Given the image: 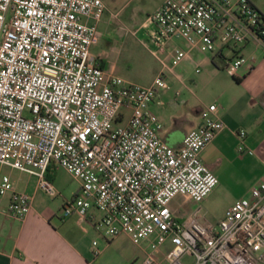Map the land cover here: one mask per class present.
<instances>
[{"label":"built area","instance_id":"built-area-1","mask_svg":"<svg viewBox=\"0 0 264 264\" xmlns=\"http://www.w3.org/2000/svg\"><path fill=\"white\" fill-rule=\"evenodd\" d=\"M106 11L102 0H0V207L9 195L7 213L24 220L33 204L2 174L5 166L36 177L51 198L58 191L47 173L62 168L81 182L78 195L63 202L65 219L89 220L109 241L127 235L154 250L170 243L164 259L148 254L142 264H184L185 256L194 264H264V178L216 226L180 222L171 208L178 197L201 203L219 185L201 158L226 128L218 106L202 110L200 127L179 149L163 140L151 110L168 88L166 73L189 57L173 44L212 54L264 44L262 12L250 0H164L146 28L155 55L172 49L145 87L93 57ZM246 62L237 54L227 70L235 76ZM238 135L243 153L247 132Z\"/></svg>","mask_w":264,"mask_h":264},{"label":"crops","instance_id":"crops-1","mask_svg":"<svg viewBox=\"0 0 264 264\" xmlns=\"http://www.w3.org/2000/svg\"><path fill=\"white\" fill-rule=\"evenodd\" d=\"M163 1L151 14L161 7ZM250 1L264 14V0ZM137 20L141 33L148 39V19ZM135 35L138 37L136 32ZM193 49H198L195 57L191 55ZM204 51L203 48L189 51L188 60L196 61L197 70H200V73L196 70L193 84L187 85L183 74L178 71L179 66L172 69L169 75L174 80L170 81L167 74L168 88L160 91L151 110L163 123V140L179 149L186 136L200 127L202 110L211 104L218 106L226 128L203 151L201 158L218 177V186L234 197V204L242 198H251V192L264 178V44L253 40L239 52L235 49H222L216 54ZM237 54L247 62L233 76L227 73V67ZM97 59L103 61L101 56ZM202 67L206 69L204 72ZM179 89L185 90L184 98ZM178 93L180 100L177 101ZM241 130L247 132L243 153L238 151ZM58 170L52 167L47 173L54 186ZM78 182L80 186L72 198L80 192L81 182ZM14 185L16 191L33 196L32 210L24 220L13 218L7 213L10 196L3 199L0 207V264H142L148 255L145 245H136L127 235L109 241L89 220L84 221L78 215L65 219L62 207L64 200L69 198H62L61 214H49L37 194L32 192V181H28L25 187L19 182ZM97 250L100 251L98 255Z\"/></svg>","mask_w":264,"mask_h":264},{"label":"rangeland","instance_id":"rangeland-1","mask_svg":"<svg viewBox=\"0 0 264 264\" xmlns=\"http://www.w3.org/2000/svg\"><path fill=\"white\" fill-rule=\"evenodd\" d=\"M102 1L106 5L107 11L100 23L101 40L98 46L93 49L94 57L97 59L101 56L107 71L113 72L128 82L145 87L150 86L164 69L161 60H166L172 47H167L155 55L156 47L143 36L140 25L137 26V19L140 22L148 19V16L161 0ZM173 46L182 47L187 51L192 49L184 43H175ZM230 48L235 49V47ZM204 52L210 53L207 50ZM197 53L198 49H193L191 55L195 57ZM198 67L196 61H189L188 58L179 66L178 71L183 74L187 85L193 84ZM201 70L204 72L206 69L202 67ZM227 73H229L228 70ZM166 74L169 75L170 73L167 72ZM169 79L170 81L174 80L171 75H169ZM184 91L179 89L183 98L186 94ZM198 91L203 93L202 89ZM2 174L10 176L14 183L19 182L22 187L27 186L28 181H32V192L37 194L40 204L49 214H61L62 198H72L80 186L77 179L65 169L60 168L55 183L58 197L51 198L46 191L39 189L37 178H31L28 174L8 166L3 168ZM234 201L233 196L226 194L220 186H217L211 195L201 203L186 202L185 198L178 197L172 203L171 208L180 222L198 219L207 226H216ZM154 240L155 237L152 238V241ZM143 245H145L148 254H152L158 259H164L170 248L168 242L157 250L152 249L151 243H143ZM183 263L194 264V258L185 256Z\"/></svg>","mask_w":264,"mask_h":264},{"label":"trees","instance_id":"trees-1","mask_svg":"<svg viewBox=\"0 0 264 264\" xmlns=\"http://www.w3.org/2000/svg\"><path fill=\"white\" fill-rule=\"evenodd\" d=\"M263 14V13H262ZM263 16H264V14H263ZM99 62V64H100V66L102 67V68H105V62L104 61H98ZM49 171H50V169H49ZM47 178H49L48 176H47ZM49 180H50V178H49Z\"/></svg>","mask_w":264,"mask_h":264}]
</instances>
